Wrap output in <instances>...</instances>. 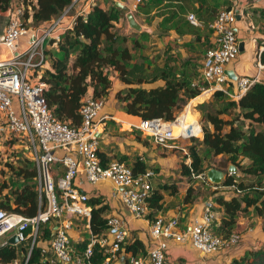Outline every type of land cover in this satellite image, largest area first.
Segmentation results:
<instances>
[{"label":"trees","instance_id":"trees-1","mask_svg":"<svg viewBox=\"0 0 264 264\" xmlns=\"http://www.w3.org/2000/svg\"><path fill=\"white\" fill-rule=\"evenodd\" d=\"M20 1L24 6L22 25L25 27L36 26L56 17L72 3V0ZM174 1L179 3H173V0H143L141 5L137 4L134 13L139 8L145 14L153 11L152 14L161 15L158 21L161 31L172 29L179 35H192V39L183 44L188 50H195L194 55L182 57L177 51H169L168 47L159 54L140 53L145 48L143 41L151 40L149 33L140 30L124 34L114 27L113 22L125 14L124 7L118 6L114 0L106 6L96 0L84 14L75 15L71 26L62 30L57 40L50 39L44 47L47 58L45 66L41 68L40 79L47 85L42 90V97L51 114L60 121L76 126L80 122L78 108L83 94L89 91L92 96L104 99L113 91L112 96L125 113L143 120H173L190 98L207 88L200 72V59L206 48L212 45L210 24L220 9L232 5L231 0ZM10 2L0 0V12ZM187 10L194 12L202 22L201 26L186 20L184 13ZM258 59L264 64V47L259 51ZM114 79L120 85L114 86ZM211 100L197 104L202 118V123L198 121L201 136L200 139L197 136L189 138L197 140L199 146L188 145V162L179 164V172L187 181L184 191L176 202H165L164 195L178 194L177 181L155 179L146 196L145 217L151 221L169 206L192 203L199 194V189L192 185L194 177H197L195 174L204 172L210 166H218L213 163L203 166L202 162L207 156L219 154L226 161L219 164L228 166L231 163L235 170L226 172L219 184L199 180L201 188L205 190L204 197L214 204L212 210L215 218L209 224L211 231L227 239L236 231L238 219L245 217L249 220L247 226H252L259 219L264 232V81L254 80L235 98L225 96L220 90H212ZM231 109H234L231 117L221 116ZM97 154L101 163L113 159L99 146ZM116 159L130 165L135 174L145 169H151L153 175L158 171V165L147 163L140 156H134L131 162L126 161L124 154H119ZM9 169L8 177L0 182V192L6 188L1 193L0 208L26 216L33 215L37 209L33 160L24 156L19 164L9 165ZM221 186L228 187L229 193H220ZM87 202L91 206L88 218L90 233H104L108 204L100 194H89ZM49 234L50 223L45 222L39 236L48 238ZM87 240L84 235L78 241H69L77 251H81ZM146 250L144 242L133 235L120 243L117 252L127 253L124 256L127 264L128 256L143 257ZM17 251L16 245L2 243L0 259L10 260L17 255ZM107 256L109 253L102 247L96 243L92 245L91 259L94 262L102 264ZM26 264H42L37 245L32 246ZM220 264H264V245H251Z\"/></svg>","mask_w":264,"mask_h":264},{"label":"built area","instance_id":"built-area-1","mask_svg":"<svg viewBox=\"0 0 264 264\" xmlns=\"http://www.w3.org/2000/svg\"><path fill=\"white\" fill-rule=\"evenodd\" d=\"M95 1L72 0L56 17L31 27L22 25L24 6L20 0H11L1 13L0 45L5 48V54L0 56V144L7 143L13 147L14 141H19L27 149L35 166L37 209L33 215L26 216L0 208V244L10 243L8 238L14 234L17 240L10 244L18 247L15 257L0 259V264H26L33 245L39 247L42 264H98L91 259L94 243L109 253L102 264H110V258L118 257L119 245L128 234L127 220L120 213H107L105 232L90 233L89 194L81 188V182H108L112 194L117 196L130 216L147 220L146 196L151 186V169L135 174L124 161L110 159L101 163L98 157L101 119L108 117L107 114L100 115L102 98L92 96L89 91L83 94L78 108L80 122L73 126L55 118L42 97V90L47 86L40 79L41 68L47 58L45 45L50 39L57 40L60 32L71 26L75 15L84 14ZM140 2L130 0L128 8L134 9ZM237 7V0L232 1L230 7L220 9L213 18L210 24L212 45L206 48L200 68L208 89L220 90L232 98L241 95L256 80L257 73L232 78L225 70V65L239 52L232 25ZM186 18L191 24H200L191 12L186 14ZM255 63L260 69L258 57ZM180 115L173 121L139 118L134 125L146 130L154 143L170 146L172 144L168 140L184 133L181 130L172 133L167 126H163V130L156 127L161 123H179ZM142 123H150L154 127L146 129ZM194 124L200 128L197 121ZM189 135L194 134L189 132L185 136ZM195 175L208 181L204 172ZM213 205L209 199L204 200L199 216L183 229L178 228L177 214L166 216L158 213L151 221L147 220L150 246L143 257L128 256L127 264H166L169 239L187 238L202 253L233 244L239 236L236 231L227 239L211 231L209 224L215 218ZM74 219L82 220L88 228V240L81 251H77L69 241L68 229ZM45 222L50 223V234L48 238H41L39 234ZM195 264L204 263L199 261Z\"/></svg>","mask_w":264,"mask_h":264},{"label":"crops","instance_id":"crops-1","mask_svg":"<svg viewBox=\"0 0 264 264\" xmlns=\"http://www.w3.org/2000/svg\"><path fill=\"white\" fill-rule=\"evenodd\" d=\"M231 1H235V0H231ZM177 2L178 1L173 0V3L176 4ZM237 2H238L237 13L233 20L232 25L241 49L239 50L237 57L233 61L225 65V70L227 74H229V76L232 78H235L236 76L239 75H253L257 71L256 80L264 81V64L260 62L261 64L260 69H257L255 63V59L256 57H258L259 51L264 47V0H237ZM120 3L122 4V7L127 5L128 8L129 2L128 3L120 2ZM100 4L102 5V3ZM126 10L127 9H125V11ZM188 12L194 14L192 10H187L184 13L185 18ZM150 13H153V11H150ZM133 18L140 25V30H144L148 32L150 38L151 37L155 38L153 41L149 42L150 44L156 42L157 47L160 48L168 47L169 51L171 52L179 51V53L180 52L184 54L186 53V55L189 53L185 49L186 47L183 44V42L192 39V35L187 33H183L179 35L172 29H168L165 32L161 31L158 25V21L160 20L161 15L153 14L152 18L148 17L150 19L143 22L137 19L134 15ZM195 18L197 19L196 16ZM197 20L200 22L199 25H201L202 22L199 19ZM113 26L118 28L119 31H123V30L126 31L128 29V22L125 17H121L117 21L113 22ZM113 84L116 86L120 85L119 81L115 79L113 81ZM203 91L205 92L209 91V92L204 95L201 94V92ZM201 92L195 95L194 97L190 98V103L189 101L187 103L188 105L191 104L190 105L192 108L191 110H194V112H195V109L193 108L194 104L200 103L202 101H207L212 91L209 90L208 88H205L202 89ZM111 93H113V91H111ZM106 108L107 107L105 106L101 107L100 115L107 114L108 111L106 110ZM108 116L112 117L111 115ZM120 117L123 119L122 120L123 122L131 125H134L138 119V116L131 115L128 113H125V115ZM196 118H198V116H196ZM160 125L162 126L163 124L161 123ZM146 153L148 156H154L153 151L149 150ZM151 160L158 162V165H160V168H158V171L155 173V175L158 173L165 174V168L163 167L164 163H162L161 160L157 159L156 157H152ZM79 184L83 190L88 192V194H100L102 196L103 201L106 202L109 206V210L107 213L117 212L125 217L128 224V234L125 239L135 235L144 242L146 249L150 246V234L148 230L147 220H145L144 218H135L130 216L121 206L117 196L115 194H112V189L108 182H97L94 184L81 182ZM178 189L180 191L179 195H181L183 191H181V188ZM224 191L225 190H219V192L223 194L229 193V190L226 193H224ZM206 199L208 198L204 197L203 194H200L190 204L181 203L180 206H178L177 204L173 206H169L159 214L166 216L177 214L179 220L178 228L183 229L185 226L187 227L190 224L193 218L199 216L202 203ZM243 219L244 217H240L236 223V227L242 224V228H241L242 233L240 235H241V239L244 241L243 245L238 249L237 252H235V254L237 255L240 254L244 249L248 248L251 244L253 245L254 241L252 240V236L258 234L259 235L258 238L262 239L260 240L261 242H256L257 244H263L264 241V232L260 228L259 219H257L252 226H247L246 223L243 222ZM79 221L82 220L74 219L72 221L71 227L68 229L70 239L73 241H78L80 238H82V235L79 234L80 232L78 225ZM83 230L87 233L85 235L87 237L88 228L85 225ZM248 235H250V237H248ZM119 252L120 253L117 258H112V263L126 264L124 260V256L127 255V253H124L122 251ZM235 254H232V256ZM230 257L231 256L229 255L228 258L227 257L225 258L224 256L222 257L220 254L216 255V253L214 252L202 253L201 251L195 249L190 244V241L187 238H184L182 240L169 239L167 241L165 262L166 264H195L201 261L204 264H220L229 261Z\"/></svg>","mask_w":264,"mask_h":264},{"label":"rangeland","instance_id":"rangeland-1","mask_svg":"<svg viewBox=\"0 0 264 264\" xmlns=\"http://www.w3.org/2000/svg\"><path fill=\"white\" fill-rule=\"evenodd\" d=\"M97 1L99 3H102V5H104V6L111 3V0H97ZM118 1L124 2V3L129 2V0H118ZM142 1L138 5H141ZM138 5L136 6V8L138 7ZM123 7H124V11H125V9H127L125 11V13L127 11H131L132 14L137 19H139L141 22L146 21V20L153 17V14L150 12L148 14H145V12H141L143 10L142 8H139V11L134 13L136 8H134V9L127 8V5H125ZM1 13H2V11L0 12V22H1V19L3 18V16H1L2 15ZM148 17H150V18H148ZM25 22H28V21L25 20ZM201 25H199V26H201ZM135 31H138V30H135L128 25V29L126 31L123 30L120 32H122L124 34H130V33H134ZM154 39L155 38L151 37V40H149V42L153 41ZM143 42H144L145 48L142 51H139L140 53L142 52L143 54H146V55H154V54H159L161 52V50H163V47H161V48L157 47L156 42L150 44L149 42H146V39ZM146 44H147V48H146ZM185 49L187 50V52H189L187 55H189V54L194 55L195 54V50L190 51L187 48H185ZM3 54H5V48L0 45V56H2ZM178 54L182 57H184L186 55V53L185 54L182 52L179 53V51H178ZM200 61H201V59H200ZM114 86H116V85H114ZM209 90H211V89H209ZM208 92L209 91H206V92L203 91L201 94L205 95ZM225 96L229 97L228 95H225ZM102 100H103V106L107 107L106 108V110L108 111L107 115H111L112 117L108 116V117L101 119V122H102L101 126H100L101 134L98 137L99 148L102 149L103 151H105L110 156H112L113 159H116L119 154H124L127 162H131V160L133 159L134 156H140V157H142V159L146 160L147 163H153V164L158 165V162L151 160L152 157H156L157 159L161 160L162 163H164L163 167L165 168V174L164 173H158L156 175L154 174L152 176V178L150 179L151 186H153L155 179H168V181H171V180L177 181L176 183L178 185V188H181V191H184L185 186L187 185V181H186L185 176H181V174L179 172V164L181 162H184V163L188 162V150H187L188 145L194 144L195 146H199L197 144V140H190L189 137L190 136H197L198 137L197 139H200V135H201L200 128H199V134L198 135L194 134V132L195 133L198 132V127H197V125H195L193 123L195 126L193 128L194 131L187 129V132H184L183 136H179V137L168 140V142L171 143L172 145L163 146L161 144H156L152 141V138L150 137V135L147 133L146 130L139 129V128L135 127V125L126 124L125 122L122 121L123 119L120 116L125 115V112H123L120 109L119 103L112 96L111 91ZM207 100L209 102H212L211 94L209 95ZM188 101L190 103V99ZM188 101L182 106L181 110H179L176 113V116L186 112L185 115L188 118V121L194 122L196 120L198 125H199L198 121H200V123H202V118H201V114L197 108L198 103L194 104V106H193V108L195 109V112H194V110H191L192 109L190 106L191 104H189V105L187 104ZM186 104H187V106H186ZM183 109H184V111H183ZM233 112H234V109H231L229 113H223V114H221V116L223 118H229V117H231ZM196 116H198V118H196ZM173 120H171V121H173ZM159 125L160 124H158V126L156 128H159ZM142 126L145 127L146 129L147 128L150 129L151 127H154L150 123H147V124L142 123ZM189 132H192L194 135L185 136ZM149 150L154 152V156H148L147 155L146 152ZM199 152L201 153V150ZM24 156H28V153H27V149H25V147L23 145H21V142L14 141L13 147H11L10 144H7V143H3L2 145L0 144V182L3 178L6 179L8 177V175L10 173L9 165L15 166V165L19 164L20 160ZM244 160L245 159H242V161H244ZM225 162H226L225 157L223 155L221 156V155L217 154V155L207 156V158L202 162V164L204 166V165H207V163H213L215 165H218V166H216L217 168H220V169L226 171L227 164L226 165H220L219 164V163L224 164ZM158 168H160V165H158ZM194 178H195V181L192 183V185L195 186L196 189L197 188L199 189L198 195L203 194V193L205 194V190L203 188H201V184L199 181L201 179L199 177H194ZM219 190H225L224 193H226V192H228L229 189H228V187L221 186L219 188ZM5 191H6V188L1 189L0 197H1V193L5 192ZM179 193H180V191L178 189V194ZM178 194L176 196H170V197L164 195V201L165 202H168V201L176 202L180 196ZM243 222L246 223V225H247L249 223V220L244 217ZM78 225H79V229H80L79 234H81L82 236L86 235V232L83 230L84 225H83L82 221H79ZM241 228H242V224H240L236 227V233L239 236L233 244L226 246L225 248L224 247L218 248V250L214 251V253H216V255L220 254L222 257L224 256L225 258L226 257L228 258L229 255L232 256V254H235V252H237L238 249L244 243V241L241 239V235H240L242 233ZM258 236H259L258 234L255 236H252V240L254 241L253 245H256L257 244L256 242H261L260 240H262V239L258 238ZM248 237H250V235H248ZM258 245H264V241H263V244H258ZM207 253H213V252H207ZM235 255H237V254H235ZM111 264H114V263H111Z\"/></svg>","mask_w":264,"mask_h":264},{"label":"water","instance_id":"water-1","mask_svg":"<svg viewBox=\"0 0 264 264\" xmlns=\"http://www.w3.org/2000/svg\"><path fill=\"white\" fill-rule=\"evenodd\" d=\"M118 6L122 7V4L119 1L115 2ZM125 18L128 22V25L135 29V30H140V25L134 20L133 18V14L131 11H127L125 14ZM241 49L240 44H239V50ZM229 75V74H228ZM139 119V118H138ZM137 119V120H138ZM235 170V166L233 164H228L226 171L217 168L215 166H210L208 167L205 171H204V175L206 177V179L213 184H219L220 181L224 178L225 173L227 172H232ZM17 240L16 236L14 234H12L9 238H8V242L10 243H15Z\"/></svg>","mask_w":264,"mask_h":264},{"label":"bare ground","instance_id":"bare-ground-1","mask_svg":"<svg viewBox=\"0 0 264 264\" xmlns=\"http://www.w3.org/2000/svg\"><path fill=\"white\" fill-rule=\"evenodd\" d=\"M188 108V107H187ZM186 112L181 114L179 116V123L178 122H175V123H166L165 125H160L159 128H157L158 130H163L164 127L163 126H167V128L170 127V129L172 130V133H176L178 130H181V132H187V129L189 130H193V128L195 127L194 126V122L196 121H188V118L186 117ZM192 123V124H190ZM198 127V126H197ZM194 131V130H193ZM194 134L198 135L199 134V128H198V132H194Z\"/></svg>","mask_w":264,"mask_h":264}]
</instances>
